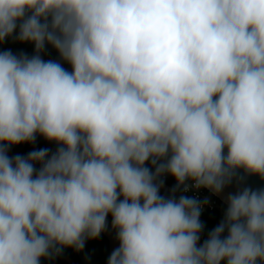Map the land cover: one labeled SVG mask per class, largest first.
<instances>
[{"label":"clouds","instance_id":"9594fccd","mask_svg":"<svg viewBox=\"0 0 264 264\" xmlns=\"http://www.w3.org/2000/svg\"><path fill=\"white\" fill-rule=\"evenodd\" d=\"M10 37L35 54L0 52V264L79 252L109 215L108 264H264V189L202 244L207 200L176 195L264 179V0H0ZM38 135L56 150L9 156Z\"/></svg>","mask_w":264,"mask_h":264},{"label":"trees","instance_id":"16d2710c","mask_svg":"<svg viewBox=\"0 0 264 264\" xmlns=\"http://www.w3.org/2000/svg\"><path fill=\"white\" fill-rule=\"evenodd\" d=\"M68 71H71V66ZM49 143L53 151H55L58 145H56L55 142H49ZM44 148L49 149L46 146V143L43 137L38 135L35 144L22 143L19 145L10 146V150L8 154L9 156H15V155L26 156L29 152L33 150H39V149H44ZM146 166L151 167L150 164H146ZM37 167H39V165H37ZM164 185H165V182L163 183V186ZM173 188L174 187H170L167 191H160V194L163 196H168L171 193ZM181 194H183L181 191H177L176 193L177 197ZM222 205L225 206L224 203H222ZM222 218H223V215H221L220 211H216V212L206 211V212H202L200 216V220L202 224L204 226L208 225L212 229H214L221 222ZM93 247L97 248L96 252L98 256L95 258L90 254V249ZM84 253L87 256V258L91 261L92 264H108L109 242L107 238L103 235V233H101L100 236L95 239H88L87 245L84 249ZM67 258L71 259L74 262V264H83L77 255V251L73 248H64L61 254L55 256L52 259L42 258L40 264H66L64 260Z\"/></svg>","mask_w":264,"mask_h":264},{"label":"water","instance_id":"95a60500","mask_svg":"<svg viewBox=\"0 0 264 264\" xmlns=\"http://www.w3.org/2000/svg\"><path fill=\"white\" fill-rule=\"evenodd\" d=\"M245 187L250 188L252 190L264 189V179H261L259 176H256V175L247 174L244 172L243 169H239L237 170L236 175L233 177L232 182L228 184L224 188L223 192L218 196L221 197L225 201L229 193L234 194L237 191L242 190ZM111 220H112V217L111 215H109L107 217L108 227L105 231L102 232L109 242V257L111 253L116 248L119 247V241L116 239V232L111 227ZM87 242L88 240L85 241V246L81 251L79 252L77 251V255L83 264H92L91 261L87 258V256L84 253V249L87 245Z\"/></svg>","mask_w":264,"mask_h":264},{"label":"rangeland","instance_id":"374dc122","mask_svg":"<svg viewBox=\"0 0 264 264\" xmlns=\"http://www.w3.org/2000/svg\"><path fill=\"white\" fill-rule=\"evenodd\" d=\"M7 50H11L13 52V54H26L28 56H32L35 54V49H34V44L32 43H21L17 40H15L14 38L10 37L8 39H6L4 42L0 43V52L3 51H7ZM41 56L43 59L45 60H59V54L58 52L51 47V45H46V50L41 53ZM63 66L69 70L70 66L68 63L66 62H62ZM44 139V138H43ZM46 146L53 151V149L51 148V145L49 144V142L44 139ZM169 187L164 185L163 190H168ZM212 230V228L208 225L204 226L203 232L201 233V238L199 243H203V241L207 238L208 233ZM66 264H73V261L69 258L64 260Z\"/></svg>","mask_w":264,"mask_h":264},{"label":"built area","instance_id":"2783aa9c","mask_svg":"<svg viewBox=\"0 0 264 264\" xmlns=\"http://www.w3.org/2000/svg\"><path fill=\"white\" fill-rule=\"evenodd\" d=\"M163 181L165 182V185L170 187H175L176 181L173 177L170 175H165L162 177ZM182 192V191H181ZM183 194L189 196V197H195L200 201L207 200V203L204 205L202 212H216L220 211L221 215H224V212L226 210V202L219 197L218 195H214L210 190L208 189H190L188 192H182ZM222 203L225 204L222 205Z\"/></svg>","mask_w":264,"mask_h":264},{"label":"flooded vegetation","instance_id":"af4514ba","mask_svg":"<svg viewBox=\"0 0 264 264\" xmlns=\"http://www.w3.org/2000/svg\"><path fill=\"white\" fill-rule=\"evenodd\" d=\"M163 188H164V186L161 188V190L160 191H167V190H163ZM97 248H95V247H93V248H91L90 249V254L95 258V257H97L98 255H97V250H96ZM73 264H74V262H73Z\"/></svg>","mask_w":264,"mask_h":264}]
</instances>
